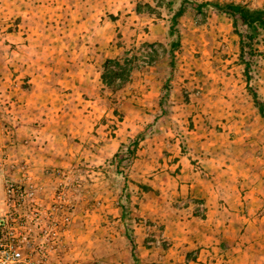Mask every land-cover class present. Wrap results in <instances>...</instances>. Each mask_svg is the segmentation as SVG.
<instances>
[{"label": "rangeland", "instance_id": "1", "mask_svg": "<svg viewBox=\"0 0 264 264\" xmlns=\"http://www.w3.org/2000/svg\"><path fill=\"white\" fill-rule=\"evenodd\" d=\"M224 4L264 9V0H0V214L13 213L6 205L9 185L35 190L43 204V224V211L57 193L64 194L62 210L52 215L54 237L45 242L40 227H29L36 243L44 241L43 255L34 254L39 264H136L131 242L138 223L146 228L149 245L165 249L157 221L137 216L126 199L135 192L129 177L135 148L158 135L159 118L173 121L170 117L182 114L192 125L215 126L231 141L218 155L220 161L246 172L248 156L254 155L263 181L264 29L247 38V28L220 9ZM79 19H87L85 26L97 32L106 20L117 33L116 45L123 28L136 22L141 32L156 28L167 33L127 56L109 59H126L128 74L134 70L139 75L98 91L132 136L105 163V174L103 165L93 173L88 163H46L53 147L45 144L57 138L39 127L53 124L62 112L59 82L68 68L62 64L66 56L59 38ZM148 49L149 64L143 65L141 55ZM158 62L165 69L160 64L162 79L154 80L149 67ZM149 92L154 96L147 97ZM142 107V114L132 113ZM73 142L66 153H77ZM21 211L29 216L26 208Z\"/></svg>", "mask_w": 264, "mask_h": 264}, {"label": "crops", "instance_id": "2", "mask_svg": "<svg viewBox=\"0 0 264 264\" xmlns=\"http://www.w3.org/2000/svg\"><path fill=\"white\" fill-rule=\"evenodd\" d=\"M87 23V19H79L78 25L61 31L60 49L66 56L62 64L68 68L62 72L61 90L58 86L63 109L53 124L49 121L39 127L58 139L52 145L46 142V148L53 147L46 163H88L94 173L96 166L104 168L132 138L125 121H119L113 108L97 96L105 87L101 80L104 62L127 56L139 44L151 43L167 33L156 32V28L141 32L136 22L123 28L121 44L116 45L113 39L117 33L106 20L98 32L85 26ZM160 64L165 69L162 62L149 67L154 80L162 79ZM138 75L132 70L129 79ZM151 95L147 93V97ZM139 109L142 111L134 109L132 113L142 114L144 107ZM170 118L174 122L159 118L163 127L156 125L158 135L139 142L129 170L135 192H129L127 202L137 216L157 221L165 248L149 245L146 228L135 224L137 238L131 249L136 264H264V174L259 181L255 156H248L246 172L241 168L233 171L218 156L231 141H225L215 126L192 125L182 114ZM70 138L76 144L75 154L66 153ZM63 149L62 154L58 152ZM188 200L203 203L204 214L188 206Z\"/></svg>", "mask_w": 264, "mask_h": 264}, {"label": "built area", "instance_id": "3", "mask_svg": "<svg viewBox=\"0 0 264 264\" xmlns=\"http://www.w3.org/2000/svg\"><path fill=\"white\" fill-rule=\"evenodd\" d=\"M151 49H148L141 55V63L143 65L149 64ZM6 205L13 211L9 216L0 214V264H39L34 254L42 256V244L46 242L47 237H54L56 235L55 220L52 219L54 212L60 211L63 208L64 194L57 193L50 207L48 206L42 218L41 209L43 204L37 198L35 190L30 186L29 189L20 190L19 188H12L9 185L7 189ZM188 206H192L199 214H204L205 206L201 202H193L188 200L185 202ZM22 208V209H21ZM26 208L29 216L22 214L21 210ZM32 216V217H30ZM30 217V218H29ZM47 217V218H46ZM32 220L30 222L27 221ZM68 221L64 218V222ZM49 225L47 228L45 226ZM30 226L40 227V234L44 241L36 243L34 237L31 235ZM44 227V228H42ZM50 228L53 230L51 231ZM19 230V231H18ZM159 240L153 242L158 245Z\"/></svg>", "mask_w": 264, "mask_h": 264}, {"label": "trees", "instance_id": "4", "mask_svg": "<svg viewBox=\"0 0 264 264\" xmlns=\"http://www.w3.org/2000/svg\"><path fill=\"white\" fill-rule=\"evenodd\" d=\"M220 9L234 18L235 21H240V23L247 28L249 33L247 38L249 39L252 38L250 33H256L258 29H264V9H249L235 4H224ZM110 64L115 66L117 70H111L109 68ZM127 65L128 61L126 59H123L122 63L119 61L107 60L102 66L103 72L101 80L103 84L107 87H111L117 80L126 82L130 71Z\"/></svg>", "mask_w": 264, "mask_h": 264}]
</instances>
